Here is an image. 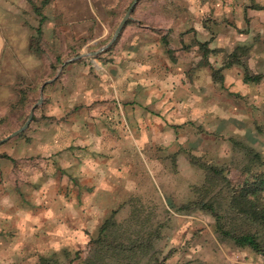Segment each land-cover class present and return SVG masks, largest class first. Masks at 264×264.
I'll list each match as a JSON object with an SVG mask.
<instances>
[{
    "label": "crops",
    "instance_id": "1",
    "mask_svg": "<svg viewBox=\"0 0 264 264\" xmlns=\"http://www.w3.org/2000/svg\"><path fill=\"white\" fill-rule=\"evenodd\" d=\"M130 1L60 0L49 32L74 34L75 56L105 43ZM129 15L111 46L69 75L74 87L45 90L44 115L0 143V264L84 250L118 203L128 147L192 148L201 129L239 123L264 99V0H136ZM53 166L77 185L66 190ZM48 169L55 179L40 186Z\"/></svg>",
    "mask_w": 264,
    "mask_h": 264
},
{
    "label": "rangeland",
    "instance_id": "2",
    "mask_svg": "<svg viewBox=\"0 0 264 264\" xmlns=\"http://www.w3.org/2000/svg\"><path fill=\"white\" fill-rule=\"evenodd\" d=\"M61 3L60 0H0V139L22 125L44 82L49 81L43 85L42 98L43 92L53 86L67 85L70 89L74 82L69 75L79 76L82 74L78 70L79 63L94 59L85 56L72 60L70 64L65 62L75 57L74 34H67L59 25L53 26L55 34L49 32L53 29L50 27L51 18H57ZM16 10L19 11L17 14L14 13ZM31 30L34 39L33 36L29 38ZM30 43L32 48L42 49L43 53L36 54L38 50L32 53ZM103 44L91 45L80 54L94 51ZM66 73L68 77L62 78ZM261 98L248 106L249 114L239 123L223 120L221 127L217 124L216 128L207 131L201 129L204 134L191 140L194 141L192 148L185 144L184 148L177 146L180 148L173 152L168 146L128 147L126 165L121 167L126 186L123 184L117 189V205L101 218L114 211L113 219L122 223L124 230L141 228L142 232L155 233L152 257L143 255L142 264H261L259 255L246 248L236 249L228 241H220L208 213L197 209L178 210L179 206L196 199V191L205 180L202 165L221 169L222 175L231 182L222 187L226 190L231 184L250 176L251 172L242 170L249 162L247 149L255 151L264 160V99ZM42 106L41 100L33 109L27 127L1 144L23 137L30 122L44 115ZM53 167L59 179L65 178L66 190L77 185L74 176L65 170L60 171V167ZM54 175L48 169L40 186L47 184L50 178L55 179ZM63 198L65 202L70 201L69 194ZM220 201L224 205L225 201ZM237 224H240L239 220ZM83 248L79 254L83 251L87 254L89 245ZM64 250L38 256L35 263L38 264L39 258L51 261L66 254ZM68 257H72L69 252Z\"/></svg>",
    "mask_w": 264,
    "mask_h": 264
},
{
    "label": "trees",
    "instance_id": "3",
    "mask_svg": "<svg viewBox=\"0 0 264 264\" xmlns=\"http://www.w3.org/2000/svg\"><path fill=\"white\" fill-rule=\"evenodd\" d=\"M244 78L247 76L244 75ZM246 151L249 162L242 170L251 172L250 176L224 190L222 187L231 182L222 175L221 169L213 165H202L205 180L196 191V199L179 206L178 210L197 209L208 213L220 241H228L236 249L250 250L259 255L261 264H264V160L255 151ZM221 199L225 201L224 205L220 203ZM113 212L101 221L90 237L84 258L80 257L79 250L74 251L70 258L68 251L64 250L66 254L60 258L51 261L39 258L38 264H70L76 260V264H142L143 255L151 258L155 233L142 232L141 228L126 231L122 223L113 219ZM237 220L240 224H237ZM124 223L127 225L129 221Z\"/></svg>",
    "mask_w": 264,
    "mask_h": 264
},
{
    "label": "water",
    "instance_id": "4",
    "mask_svg": "<svg viewBox=\"0 0 264 264\" xmlns=\"http://www.w3.org/2000/svg\"><path fill=\"white\" fill-rule=\"evenodd\" d=\"M136 0H131L130 3L128 4L126 10L124 11L123 15L121 16V18L119 19V21L117 22L115 28L113 29L112 31V34L110 36V38L107 40L106 43H104L103 45L99 46L96 50L94 51H90V52H86V53H82V54H78V55H75V57H72L71 59L69 60H75V59H78L80 57H85V56H95L96 54L100 53L101 51H103L104 49L108 48L116 39V37L118 36L124 22L130 18V10L132 8V6L135 4ZM49 81H46L44 82L47 83ZM42 84L40 89H39V97L37 99V101L31 106V108L29 109L28 111V114L26 116V119L24 120V122L22 123V125L13 130L11 133H9L8 135H6L5 137L1 138L0 139V143L7 140L8 138L10 137H13L15 135H17L19 132H21L22 130H24L29 121L31 120V117H32V114H33V109L35 108L36 105L40 104L41 103V100H42V97H41V89H42V86L44 85Z\"/></svg>",
    "mask_w": 264,
    "mask_h": 264
}]
</instances>
